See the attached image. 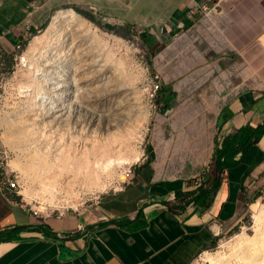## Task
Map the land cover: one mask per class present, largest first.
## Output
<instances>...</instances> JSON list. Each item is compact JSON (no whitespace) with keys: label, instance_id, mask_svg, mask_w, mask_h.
Wrapping results in <instances>:
<instances>
[{"label":"crops","instance_id":"1","mask_svg":"<svg viewBox=\"0 0 264 264\" xmlns=\"http://www.w3.org/2000/svg\"><path fill=\"white\" fill-rule=\"evenodd\" d=\"M74 9L122 33L143 28L147 52L168 42L190 85L207 84L208 100L230 124L209 130L176 163L158 160L179 150L171 139L163 152L153 144L132 180L86 214L35 216L0 186V264H194L264 194V0H0V68L23 41ZM232 155L210 173L217 157L215 166ZM173 171L185 175L166 174ZM200 177L207 184L184 198Z\"/></svg>","mask_w":264,"mask_h":264},{"label":"rangeland","instance_id":"2","mask_svg":"<svg viewBox=\"0 0 264 264\" xmlns=\"http://www.w3.org/2000/svg\"><path fill=\"white\" fill-rule=\"evenodd\" d=\"M67 14L7 55L0 68V171L17 180L19 194L13 193L20 203L57 218L65 208L79 209L67 215L86 214L114 197L153 144L163 152L171 139L179 150L158 160L176 163L209 130L227 131L230 124L208 100L207 84L190 85L185 62L170 53L168 42L147 52L143 28H130L124 39L98 15L100 25L72 13L85 26L79 30L69 26ZM185 48L182 43L181 54ZM157 75L161 90L153 101L149 92ZM207 181L200 177L184 198ZM248 208L194 264H264V194Z\"/></svg>","mask_w":264,"mask_h":264},{"label":"built area","instance_id":"3","mask_svg":"<svg viewBox=\"0 0 264 264\" xmlns=\"http://www.w3.org/2000/svg\"><path fill=\"white\" fill-rule=\"evenodd\" d=\"M205 10H207L206 7H204ZM17 50H21V47H18ZM161 90V79L160 76L157 75L155 79L152 81V85L150 87V92H149V97L150 99H153V101H156L158 98V94ZM1 168V167H0ZM0 186H3L9 190H12L13 192L19 194V184L15 178L12 177V175L6 171L1 172L0 171ZM69 210H72L74 212H77L79 209H73L71 208H65L63 211H58L57 216L58 218H63L67 215ZM30 211L35 215V216H40L41 212L34 210L33 208L30 209ZM48 216V215H45Z\"/></svg>","mask_w":264,"mask_h":264},{"label":"trees","instance_id":"4","mask_svg":"<svg viewBox=\"0 0 264 264\" xmlns=\"http://www.w3.org/2000/svg\"><path fill=\"white\" fill-rule=\"evenodd\" d=\"M77 13H79L80 15H82L83 17H85L86 19H88L89 21H91L92 23H95V24H97V25H100V23H99V21H98V19H97V17H95L93 14H91V13H89V12H87V11H85V10H80V9H74ZM47 27H44V29L43 30H45ZM109 31L110 32H112V33H114V34H116V35H119V36H121L122 38H124V39H128L129 38V33L128 32H125V33H122V31L121 30H119V29H117V28H115V27H109ZM128 33V34H127ZM37 34L35 33V34H33L32 36H31V38H33L34 36H36ZM31 38L30 39H27V40H25V41H23L22 42V44H21V50H23V49H25L26 48V46L28 45V43H29V41L31 40ZM262 133V130H259L258 131V134H261ZM257 134V135H258ZM234 157L235 156H226V157H224V158H222L220 161H219V163L215 166V170L217 171V172H220L221 170H223L224 169V165L228 162V161H230V160H232V159H234ZM217 245V243L216 242H213V243H211V248L212 247H215Z\"/></svg>","mask_w":264,"mask_h":264},{"label":"bare ground","instance_id":"5","mask_svg":"<svg viewBox=\"0 0 264 264\" xmlns=\"http://www.w3.org/2000/svg\"><path fill=\"white\" fill-rule=\"evenodd\" d=\"M73 12H68V14L67 15H64L63 17H65L66 18V20H67V22L69 23V26H71V27H75V28H77V29H79V30H82V29H85V26L78 20V19H76L75 18V15H74V17L71 15ZM54 26H58L57 24H58V20L57 19H55V21H54ZM53 26V27H54ZM39 42H37V44H38ZM34 44H36V42H34L33 43V45ZM29 66L31 67V64H29Z\"/></svg>","mask_w":264,"mask_h":264},{"label":"water","instance_id":"6","mask_svg":"<svg viewBox=\"0 0 264 264\" xmlns=\"http://www.w3.org/2000/svg\"><path fill=\"white\" fill-rule=\"evenodd\" d=\"M35 229H38L41 233H43V235H45V236H47V237H50V238H52V239H58V238H56L55 236H53V235H51V234H49V233H47L44 229H42L41 227H36L35 226ZM3 235V234H2ZM1 237V236H0Z\"/></svg>","mask_w":264,"mask_h":264}]
</instances>
